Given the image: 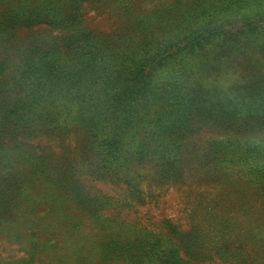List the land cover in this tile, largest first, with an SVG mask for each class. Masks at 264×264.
Returning <instances> with one entry per match:
<instances>
[{"label": "rangeland", "instance_id": "374dc122", "mask_svg": "<svg viewBox=\"0 0 264 264\" xmlns=\"http://www.w3.org/2000/svg\"><path fill=\"white\" fill-rule=\"evenodd\" d=\"M0 264H264V0H0Z\"/></svg>", "mask_w": 264, "mask_h": 264}]
</instances>
